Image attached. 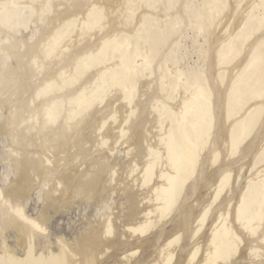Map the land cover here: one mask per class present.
Segmentation results:
<instances>
[{
    "label": "bare ground",
    "instance_id": "bare-ground-1",
    "mask_svg": "<svg viewBox=\"0 0 264 264\" xmlns=\"http://www.w3.org/2000/svg\"><path fill=\"white\" fill-rule=\"evenodd\" d=\"M72 1L0 0V164L13 176L0 188V264H171L176 249L173 264H244L247 254L262 256L263 184L261 193L254 188L260 196L243 198L246 183L236 175L231 182L225 157L244 141L264 151V0H254L227 38L217 30L222 19L252 0H98L80 12ZM181 19L193 31L195 66L184 63L189 49L172 25ZM232 90L251 108L236 119ZM120 111L125 115L111 126ZM122 139L127 157L111 161ZM35 185L44 189L30 217L21 200ZM224 190L220 203L235 198L233 205H213ZM112 194L121 197L119 207L124 199L117 214L100 208ZM79 204H92L95 220L51 252V213ZM251 207L256 212L242 216ZM208 216L198 254L186 250L190 238L202 237ZM120 223L132 240H122ZM39 247L45 255H36Z\"/></svg>",
    "mask_w": 264,
    "mask_h": 264
},
{
    "label": "rangeland",
    "instance_id": "rangeland-1",
    "mask_svg": "<svg viewBox=\"0 0 264 264\" xmlns=\"http://www.w3.org/2000/svg\"><path fill=\"white\" fill-rule=\"evenodd\" d=\"M86 1H88V0H74V1H72V3H73V6H74V8L72 9V10H76V11H82V10H85L86 8H88V7H90V6H92V5H96V4H98L99 2H102V1H100L99 0V2H98V0H89L90 2H86ZM96 1V2H95ZM84 3H86V4H84ZM254 3V0H252V1H250L248 4H245V2H243L241 5H240V7H242V9H241V11L239 10V12L238 13H241V14H237L234 18L232 17V18H230V19H227V18H225V19H222V21H221V24H220V27L217 29V30H221L222 32V34L224 35L222 38H227L226 36L228 35V36H230L231 34H234V33H236V31L238 30V28H239V22H240V19H242V17H243V15L245 14V12L247 11V9L252 5ZM100 4V3H99ZM245 4V5H244ZM262 9L263 8H261V10L260 11H262ZM245 11V12H244ZM243 12V13H242ZM242 15V16H241ZM240 16V17H239ZM74 18H75V24H76V22H77V20H79V16H74ZM236 18V19H235ZM77 19V20H76ZM175 20H177V18H175ZM224 20V21H223ZM232 20H234V22L232 21ZM179 21H181V22H179ZM179 21H174L173 20V23L174 24H172V25H174L173 26V28L175 29V30H177L176 28L178 27V28H180L181 30H177V31H179L180 32V34H181V46L182 45H184V46H187L186 47V49H189V50H187V55H188V57L184 60L185 62V64H187L188 63V66L190 65V66H195L197 63H198V59H199V55H198V51H197V48L195 47V46H193V45H191V44H193V41L192 40H190V38L192 39V36H191V34H193L192 32H191V26L190 25H186L185 23H183V21H182V19L181 20H179ZM73 22V23H74ZM179 22V23H178ZM231 22V23H230ZM223 23V24H222ZM175 24H177V25H175ZM225 24H226V26H225ZM228 24V25H227ZM233 24V25H232ZM235 24V25H234ZM48 26V24L46 23V21L44 22V23H41V26ZM180 25V26H179ZM224 25V26H223ZM230 25V26H229ZM95 26H96V28H97V30H99V31H101V30H104L103 29V27L99 24V23H96L95 24ZM99 26V27H98ZM188 26V27H187ZM223 26V27H222ZM232 26H234L233 27V30H232ZM187 27V28H186ZM184 28H186V29H184ZM189 28V29H188ZM227 28V30H224V29H226ZM230 28V29H229ZM235 29H237V30H235ZM182 31V32H181ZM229 32V33H228ZM232 32V33H231ZM231 33V34H230ZM221 34V35H222ZM190 35V36H189ZM190 37V38H189ZM74 39V38H73ZM77 39V38H76ZM199 39H200V37H199ZM185 40V41H184ZM85 41V40H84ZM109 41V40H108ZM187 41V42H186ZM192 41V42H191ZM218 43V42H217ZM123 46L124 45H121L120 46V50L119 49H116V53L115 54H117V55H119V53L122 51V49H123ZM192 47H194L195 48V50L197 51H195L194 50V48H192ZM117 50H119V51H117ZM189 51H190V53L191 54H189ZM186 55V56H187ZM244 55L242 54V57H243ZM241 59V58H240ZM259 59L260 58H257V60L259 61ZM255 60V59H254ZM197 62V63H196ZM256 62V60L253 62V63H255ZM184 63L183 64H181V65H184ZM186 66V65H185ZM250 67H247V72L245 71V73L247 74L249 71H250V69H249ZM248 69H249V71H248ZM108 72V70L105 72V73H107ZM235 73V72H234ZM249 74V73H248ZM102 83V79H98L97 81H96V83H95V86L97 85V87H98V89H101V85L100 86H98L99 84H101ZM109 88H110V90H109ZM108 90H109V93H108V96L110 97L111 95L113 96V90L115 89V88H112V87H108L107 88ZM113 89V90H112ZM108 90H107V92H108ZM232 92V94H231V96H232V98L234 97V99H232L231 98V96H230V94H229V99H231V100H233V101H235V103H233V105H235V107L238 109H233L234 111L233 112H235V113H233V117L232 118H234L235 116V118L234 119H236V118H238L239 117V115L242 113V112H247V113H250L251 112V108L249 107V105L247 106V105H245V102L244 101H246V99L244 100V99H241V95L239 94H237V96H240V97H237V99H236V91H234L233 92V90L231 91ZM235 94V95H234ZM248 97V96H247ZM238 98H240L241 100H242V103H240L241 102V100L240 99H238ZM242 98H244V97H242ZM240 100V101H239ZM105 102H106V99L105 100H103L102 101V103L99 105V108L100 107H103V105L105 104ZM237 102V103H236ZM244 102V103H243ZM247 103H248V101H247ZM120 103H117V105H119ZM238 104V105H237ZM237 105V106H236ZM244 106V107H242V106ZM243 108V109H241V108ZM247 107H249L248 109H247ZM54 108V107H53ZM247 110H246V109ZM56 109H58L59 111H57V112H61V110L60 109H62V107L60 106V104H58L57 105V107H56ZM240 109V110H239ZM237 110V111H236ZM244 110V111H243ZM119 113V114H118ZM118 113H116L115 114V117H114V120L111 122V123H109L111 126H116V124H117V122L119 121V119H121V116L124 114V113H122L121 111L120 112H118ZM121 115V116H120ZM125 115V114H124ZM120 116V117H119ZM116 118V119H115ZM118 120V121H117ZM120 122V121H119ZM119 122H118V124H119ZM107 130H108V128H110V126H106L105 127ZM105 128H103V129H101V134L103 133V132H105L106 130H105ZM238 128V127H237ZM237 131V130H236ZM104 134V133H103ZM105 135V134H104ZM109 138H105V137H103V140H102V146H104V147H108V146H110L111 144V140L109 141L108 140ZM5 137H3V136H0V147H1V145L2 144H5ZM108 141V142H107ZM125 140H120V141H118L116 144H113V147H114V149H113V147H112V150H111V152H110V154H111V161L115 158V157H118L119 158V160L120 161H125V159H126V157H127V151H128V149H130V147L127 145V143H125L124 142ZM245 143H247V141L245 142H243V144H242V146H241V149L239 150V151H236L235 153H231V154H229V156L227 155V157H225V160L227 161V159H228V161L227 162H229V163H231V164H233V166L232 165H230V167H228V173H227V176L228 177H230V180H231V182L233 181V179L234 178H237L238 179V181L239 182H241V181H243V183H246V185H245V189L246 190H242V192H241V195L242 194H245V195H242L243 196V198H246V197H248L249 195V193H255V192H257V194L259 195V193H258V190H259V192L261 193V189H262V184H263V187H264V155H263V153H264V151H262L263 149L261 148L260 149V146H258V144H256V145H254L253 146V148H249V145H248V143L247 144H245ZM245 146H247V147H245ZM257 146V149L255 148L254 149V147H256ZM242 147H244V149L242 148ZM247 148V149H246ZM251 149L252 150V152H251V150H250V152L248 151L249 149ZM260 149V150H259ZM244 150V151H243ZM259 150V151H258ZM244 152L243 154H244V156L243 155H241L242 153L241 152ZM246 151H248V152H246ZM260 151H262V152H260ZM240 152V153H239ZM248 153V154H247ZM260 153H262V155L263 156H261L260 155ZM247 154V155H246ZM243 156V158L241 157V156ZM234 156V157H233ZM240 158H239V157ZM233 157V158H232ZM236 157V158H235ZM254 158V159H253ZM234 159H236V160H234ZM232 160V161H231ZM234 160V161H233ZM242 160H243V162H242ZM245 160V161H244ZM248 161H250V162H248ZM253 162V163H252ZM236 164V165H235ZM251 164V165H250ZM234 167V168H233ZM252 167V168H251ZM234 170H233V169ZM239 169V170H238ZM245 169V170H244ZM9 169L4 165V164H0V188H2L4 185H6V184H8V185H10V184H12V181H13V176H12V174L10 173V171H8ZM252 170V171H251ZM230 171V172H229ZM237 171H239V173L237 172ZM257 172V173H256ZM259 172H260V174H259ZM253 173H255V174H253ZM253 174V175H252ZM236 175V176H235ZM240 175V176H239ZM233 176H235L234 178H233ZM247 176V177H246ZM249 177V178H248ZM245 178H247V179H245ZM260 179H262L263 181H261ZM258 180V181H257ZM260 181V182H259ZM257 182H259V183H261V184H255V183H257ZM252 183H254L255 185H253L252 187V189H251V185H252ZM250 185V186H248V185ZM36 186V187H35ZM34 186V188L31 190V196L30 197H24V198H22V200H21V204H22V207H23V209H24V211H25V213H26V215H28V216H30V217H35L36 216V213H38V209H39V205H40V191H42L43 189H44V187L43 186H37V185H35ZM255 186V187H254ZM256 186H258V190L257 191H254V188H256ZM261 187V189H259ZM216 188V185L211 189V190H214ZM248 188H250L251 189V191H249L248 190ZM244 189V188H243ZM261 190V191H260ZM111 191V190H110ZM223 193H226L225 192V190L222 192V194L217 198V200L215 201V203L213 204V205H215V206H217V205H219L218 204V202L220 203V202H222V200H223V198H224V195H223ZM247 193V194H246ZM248 195V196H247ZM109 196V197H108ZM260 196V195H259ZM259 196H257V197H259ZM221 197H222V199H221ZM107 198L109 199H111V200H108L107 201V203H104L103 205H101L100 206V208H102V209H105V208H107V207H109V209L111 208V210H112V212H114L115 214H117V212H118V210H119V208H120V210H123V208H124V204H123V200H122V204H121V206L119 207V206H117L118 205V201H119V198H121L118 194L116 195V194H112V196L110 197V195H107ZM231 200H233V199H230V201ZM235 198H234V202H235ZM224 202V203H222V204H224V205H226V206H232L233 204L232 203H234V202ZM229 203V204H228ZM221 203H220V205H222ZM228 204V205H227ZM253 207H254V209L256 210V211H258V209L256 208V206H257V204L255 203V204H251ZM254 205H256V206H254ZM117 207V208H116ZM222 207V206H221ZM228 207V208H229ZM91 208H93V205L92 204H79V206H74L73 208H71L69 211H65V212H59V213H51V219H50V222H49V224H48V233H49V238H50V240H51V244H49L48 246H49V248L51 249V252H53V253H56V251H57V242H58V240L59 239H61V238H64V239H66L67 241H69V242H72L75 238H77L78 237V235L82 232V231H84L85 229H86V226H87V224H88V221H94L95 220V218H94V216H92V214H94V213H90L91 212ZM249 208V207H248ZM247 208V209H248ZM252 208V207H251ZM245 210V212L246 213H244L242 216H246L247 217V215L246 214H251L252 215V213L254 214L255 212H252V210H253V208L251 209V211H248V210H250V209H248V210ZM123 212V211H122ZM212 212H213V210H212ZM211 212V213H212ZM250 212V213H249ZM119 215H122V213L120 214L119 213ZM213 216V215H212ZM248 216H250V215H248ZM209 218H211L210 216H208V218H206V223L202 226V228H201V230L199 231V232H201V235H202V237L200 236V238L199 237H196V241H194L193 239L195 238V237H192V238H190V240H189V245H187L186 247H185V249L186 250H189V248L192 250V249H196L197 250V248L196 247H198L199 245L200 246H203V243H202V240H203V242L205 243V241L204 240H206V236H205V232H206V230H208L207 229V226H209V223L211 222V221H209L210 219ZM121 219V218H120ZM208 222V223H207ZM120 225H121V230L123 231V232H125V234L124 235H121V237H123V239L122 240H125V241H130V240H132V238H130L129 237V232H130V230L128 229V227H126L125 225L126 224H121L120 223ZM206 225V226H205ZM204 227H206V228H204ZM204 230H205V232H204ZM203 232V233H202ZM208 232V231H207ZM204 235V236H203ZM201 239V240H200ZM201 242H200V241ZM191 241H192V246H191ZM195 243V244H194ZM202 244V245H201ZM196 247H195V246ZM192 247H194V248H192ZM41 249V250H40ZM176 249V248H175ZM14 250V249H13ZM16 252H17V254H18V256H23V253H22V251H20V250H15ZM176 251H177V249H176ZM176 251H171L170 253H169V255H172L173 253V257L171 256L170 257V263L171 264H173V262H175L174 260H175V258H177L176 256H178V253H180V252H176ZM184 251V250H183ZM46 252H47V250H45L44 248H42V247H39L38 249H37V252H36V255H45L46 254ZM175 252H176V254H175ZM185 252V251H184ZM183 252V253H184ZM197 252V254H198V250L196 251ZM248 252H250V249H249V251ZM259 252H262V256L261 255H259V256H257V255H255V256H253V255H249V254H247L248 256H246L243 260V263L244 264H253V263H251L250 262V260L251 261H255V264H257V263H261V264H264V263H262L261 261H263L264 262V259H262V258H264V250L263 249H261V248H259ZM172 253V254H171ZM153 254H155V253H153ZM152 254V255H153ZM106 255V254H105ZM199 255H200V253H199ZM198 255V256H199ZM107 256V255H106ZM249 256H252V257H250V258H248ZM119 258L120 259H122V260H124V259H126V257L124 256V255H120L119 256ZM149 259L151 258V256L150 257H148ZM102 260H104V259H102ZM113 261H115V263H117L118 261H117V257H114L113 258V260H112V262ZM249 261V262H248Z\"/></svg>",
    "mask_w": 264,
    "mask_h": 264
}]
</instances>
